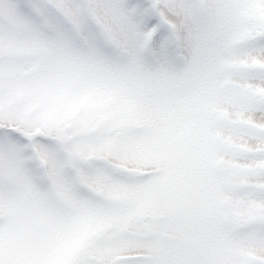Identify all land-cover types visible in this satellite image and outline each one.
Returning <instances> with one entry per match:
<instances>
[{
    "label": "snow or ice",
    "instance_id": "1",
    "mask_svg": "<svg viewBox=\"0 0 264 264\" xmlns=\"http://www.w3.org/2000/svg\"><path fill=\"white\" fill-rule=\"evenodd\" d=\"M0 264H264V0H0Z\"/></svg>",
    "mask_w": 264,
    "mask_h": 264
}]
</instances>
